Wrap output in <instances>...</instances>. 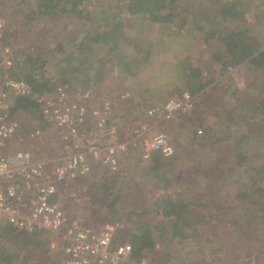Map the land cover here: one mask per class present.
<instances>
[{
	"label": "trees",
	"instance_id": "trees-1",
	"mask_svg": "<svg viewBox=\"0 0 264 264\" xmlns=\"http://www.w3.org/2000/svg\"><path fill=\"white\" fill-rule=\"evenodd\" d=\"M106 4L109 6L106 7ZM206 4H215L216 7L210 11L213 15L211 21L200 16L203 10L209 11ZM263 8L264 0H107L105 3L101 0H33L31 12L27 16L28 23L33 21V18L47 21L50 19L55 23L58 16L70 15L76 26L83 28L82 34L72 38L68 45L63 46L61 43L57 45L50 58L45 56L41 46L38 47L39 44H32L29 50L21 49L20 46L17 48L15 43L21 33L14 24L9 23L11 26L7 24L8 28L2 42L13 46L18 58L12 76L24 80L33 95L49 94L56 86L67 84L69 79L75 81L73 84L75 87L77 82L83 85L81 90L77 91L96 90L102 75L116 76L110 65L106 72V61L112 65L123 64L125 67L120 68V72L125 71L128 75L132 64L129 60L141 64L147 59L140 58L141 49L139 50L137 45L134 46L135 57H128L126 52L119 50V44L122 46V43L118 32L124 26L129 27L124 25L122 14L128 13L131 17H140L141 20L154 23L156 32L158 28L162 30L161 33L169 30L171 35L164 40L169 46H175L174 44L178 42L179 49L187 51L186 48H194L192 41L199 40L205 48L211 49L210 57L206 61L204 58L196 59L192 53L184 60L174 58L182 78L180 86L174 88L176 95L173 97L188 92L192 98L202 99L204 102L206 96H209L210 89L216 82L219 83V77L231 69L241 67L253 69L257 73L264 71V43L261 42L264 40L261 26H264V17L260 16ZM249 16L257 18L259 28L246 26ZM180 40L182 43L190 41L182 48ZM116 52L119 54L116 55ZM62 54L63 58L60 57ZM53 60L55 65L52 64ZM193 60L196 64L191 62ZM49 64L53 65L54 77L48 76ZM91 70H94L96 75L89 74ZM81 72H86L87 75L84 73L86 76L80 82L78 73ZM215 74L217 78L214 77ZM226 94L236 96L238 93L229 90ZM246 95L253 98L245 102L241 123L235 122L232 114L227 113L219 128L220 133H225L229 150L234 152L231 162L241 168L234 166L241 194L232 200L225 213L221 214L229 216L230 211L234 212L232 214L234 220L231 226L229 225L233 229L232 235L221 240H217L215 236L204 235L205 230L209 232L212 227L208 215L212 210L207 209L203 202L194 204L169 196L156 198L152 196L148 199L143 190L138 189V197L130 203L127 213L123 214L125 212L121 210V204L125 203L126 197L121 193L122 185L115 184V180L107 183L92 181L83 190L84 196L89 200L92 223L94 227L104 224L116 226L113 247L128 243L132 248L133 262L144 259L147 253H156L155 250L161 246L163 249L161 256L164 255L170 260L174 257L178 260L177 264H221L219 262V259L222 260L221 254L234 257L236 264H240L239 259H242V264H264V249L259 251L256 263L254 260L245 263L248 257L237 256L240 251L236 252L235 248L232 252L233 246L237 247L238 243L250 245L251 249H256L257 243L264 246V89L256 94ZM38 111L37 105L31 100L20 99L15 102L11 117L16 120L17 116H30L37 128L44 129L46 124ZM218 111L217 109V118L226 112L225 108L219 113ZM113 122L117 124L116 117ZM120 122L123 124L122 118ZM199 127H205L203 120H200ZM206 131L209 133L211 129L207 127ZM192 136V139L204 140L196 131H193ZM213 136H216V132ZM15 139L17 137L13 138ZM248 150H259L261 159H250L247 155L250 152ZM205 154L208 155L207 152L203 155ZM177 155L169 161L154 156L148 162L146 172L155 175V178L158 177L168 171L170 161L179 163L181 159H178ZM66 189L68 188L60 187L62 191ZM122 214L139 222H136L133 229L123 230L118 223L122 219L120 218ZM153 215L163 221V233L160 236L154 235L150 228V219ZM40 235L38 233L25 235L10 227H1L0 264H12L13 260L18 258V254L27 253V246L31 247V252L40 249L43 246ZM220 241L225 245V248L219 249L221 252L215 245ZM181 251L191 252L193 262H181V257L185 255L184 253L180 255Z\"/></svg>",
	"mask_w": 264,
	"mask_h": 264
},
{
	"label": "built area",
	"instance_id": "built-area-1",
	"mask_svg": "<svg viewBox=\"0 0 264 264\" xmlns=\"http://www.w3.org/2000/svg\"><path fill=\"white\" fill-rule=\"evenodd\" d=\"M6 30L0 16V227L25 235L47 234L49 251L63 257L53 264L132 262L128 243L112 245L116 226L104 224L94 229L65 215L56 201L60 186L86 178L94 165L110 176L119 175L132 152L138 153L141 163L154 156L172 158L175 149L169 138L161 132L149 138L148 132L154 124L190 113L194 98L182 92L163 105L142 110L126 127L127 138L121 140L110 102L96 90L72 92L58 85L49 94L33 95L24 80L12 76L18 58L13 46L2 42ZM20 99L35 103L38 114L55 133L59 147L51 159H35L32 149L10 148L15 137L35 142L43 135L41 129L24 134L21 123L12 119V109ZM118 99L126 102L128 95ZM134 264L148 263L141 259Z\"/></svg>",
	"mask_w": 264,
	"mask_h": 264
},
{
	"label": "rangeland",
	"instance_id": "rangeland-1",
	"mask_svg": "<svg viewBox=\"0 0 264 264\" xmlns=\"http://www.w3.org/2000/svg\"><path fill=\"white\" fill-rule=\"evenodd\" d=\"M103 3H105V1L107 2V0H101ZM124 1V0H123ZM209 7V11L208 10H203L200 14V16H203L205 18H207L208 20H213V15H212V11L213 9H215V4H206ZM33 6V0H0V16H2L6 22V25L8 24L9 26H11L9 23H11L12 25H16L18 26L19 30H20V37L17 38V43L16 47L18 48L19 46L21 47V49L24 50H29L32 47V44H39L38 47L41 46V48L43 49L42 51L45 53V56L50 58L53 54H54V49L57 45H59L60 43L65 46L68 45L69 43L72 42V38H77L79 35H81V31L83 28H79L76 26L75 21H73L72 16L70 15H60L58 16V18L56 19L55 23H53L52 21H47V20H38L37 18H33V21L28 23V19L27 16L29 15V13L31 12V8ZM109 4H106V7H108ZM21 11V13L18 14V12ZM18 14V15H17ZM113 14H117L116 12H113ZM130 16V14H122V16ZM132 15V14H131ZM260 16L264 17V8L262 9ZM32 17V16H30ZM248 21L246 23L247 27H254V28H259L257 21V18L253 17V16H249ZM134 20V19H132ZM213 22V21H212ZM210 22V23H212ZM126 24L129 25L128 21H125ZM148 26H150L151 28V32H154L153 29L156 28V25L154 23H149ZM200 26V25H199ZM263 28V32H264V26L261 25ZM8 28V26H7ZM261 32V31H260ZM260 36V35H259ZM262 43H264V40L261 41ZM123 43L124 44H129L130 40L127 39H123ZM124 46V45H123ZM44 47V48H43ZM164 47L162 46V49ZM38 50V49H37ZM68 50V47L66 49V51ZM94 51L93 49H89V51ZM120 50V49H119ZM203 50H206L210 53L211 49L208 48H203ZM41 53L42 51L39 50ZM121 52H126V48L121 47ZM69 52V51H68ZM212 52V51H211ZM119 52H116V55H118ZM64 54H62L60 57L63 58ZM57 58V56H55ZM210 57V56H209ZM200 59H202L200 57ZM206 61V59H205ZM193 64H196L195 60L191 61ZM207 63V62H206ZM52 64L55 65V60L52 61ZM49 64L47 66V73L49 77H54L55 73L53 71V65ZM109 65L111 66V70L113 72H115L116 75H119L120 73V68L123 67V64H119V65H112L111 63H108L106 61L105 66H107V68L109 67ZM149 68V67H148ZM133 70H137L138 67L136 68V65L132 68ZM219 69V68H216ZM210 72H212L211 70H209ZM84 73L86 74V72H81L78 73V78L82 79L81 75H84ZM94 73L95 75V71L91 70L92 74ZM150 74V75H148ZM152 74L149 73L148 71H143V77L139 78V81H143L145 82V80L147 78H150ZM62 77V76H61ZM215 78H217V75L215 74L214 76ZM118 77H116L117 79ZM120 78V77H119ZM138 81V82H139ZM141 81V87L143 86V82ZM74 80L73 79H69L67 80V84H65L67 86V88L72 91L75 92L77 90H81L80 88L83 87V85L79 84L77 82V86L75 87L74 84ZM138 82L134 83V87L138 86ZM218 84L217 82L214 84V87H212L209 91V96H206L205 101L203 102L202 99H194L193 100V110L188 113L187 115H181L178 116L177 118H175V120L173 119L170 121H164V122H159L158 124H156L155 128L156 130L154 132H161L163 134H165L168 138L169 141L174 142L175 144L179 143L181 144V151L178 153L179 155H177L178 159H181L180 161H183L186 157L185 160H193L194 162L196 161H200L202 162V160H204L206 163H210V156H221L223 151H226V157L229 154V150L227 151L225 149V144L223 143H219L217 142L216 146L218 148V150L216 151L214 147H212L210 145V147H208L209 143H213V141H215L217 139L218 140H225V133H220L219 131L216 132V136H213L214 131L212 130L209 133H207L206 129L207 127L205 126L204 128H200L199 127V122L200 120L206 121L207 119L212 120L213 119V109L215 108L216 104H218V102H220L221 98L222 100H224L225 102V110L227 113H231L232 117L234 118L235 122H240V118L242 117V115H244V109H245V102H247L248 100H251L253 97L252 96H247L246 93L248 94H256L258 92L263 91L264 88V71L257 73L255 71H253V69H248V68H233L231 69L228 73H226L225 75H223L222 77H219L218 79ZM117 83V81L114 82V84ZM120 86V85H119ZM120 87H116V90H120ZM140 89V87H139ZM104 89L98 88V92H101ZM141 90V89H140ZM231 91L232 92H237L238 94L236 96H232L229 94H226L227 91ZM238 90V91H237ZM141 99L144 96V94L142 95H138ZM170 99V98H169ZM143 100H146L145 98H143ZM148 101V99H147ZM225 112V115H226ZM224 115V116H225ZM116 118H124V114L118 116L116 114L115 116ZM34 118V117H33ZM133 117L131 115L128 114L127 116V123L128 125L130 124V121H132ZM16 120L18 122L21 123V125L23 126V124H32L33 127L35 129H40L37 128L36 125H34V121L30 122V116H26V115H21L20 117H16ZM214 121V120H213ZM216 121V120H215ZM47 126L42 129L41 131H45L47 130V133L44 132V134L40 137V140H36L35 142H28L26 140H22L23 143L26 146H31L34 148V151L40 153L41 155L45 154L46 152V156L48 157H54L55 154L57 153L58 150V143H57V139L55 134L53 133V131L51 130V128L49 127L48 124H46ZM211 127L212 125L209 124ZM237 126V125H236ZM32 126H30V131L32 129H34ZM34 129V130H35ZM189 129V131H187ZM193 131H196L198 136H203V141L201 140H195L192 139V133ZM200 131V133H198ZM213 132V133H212ZM224 132V131H223ZM184 135L187 136V138L189 140H191V143L187 144L184 141ZM209 135V138H207V136ZM197 141V142H195ZM205 141H207L205 143ZM222 141V142H224ZM50 142V143H49ZM171 143V142H170ZM173 145V144H172ZM174 146V145H173ZM28 148V147H26ZM36 148V149H35ZM246 148V146H245ZM175 149V146H174ZM189 153H186V152ZM221 151V152H220ZM250 152L247 153V155L250 157V159L253 160V158H256L258 160L261 159L262 156L261 152L259 150H248ZM205 152L208 153V155H203ZM247 152V150H246ZM217 153V154H216ZM232 154L234 155V152H232ZM45 155H43V157H45ZM203 155V156H202ZM204 158V159H203ZM225 160V158L223 159ZM222 160V161H223ZM133 164H130V163ZM126 167H125V171L122 172L119 175L116 176H110L108 174H106L100 167H98L97 165H94L93 167V173H91L90 175H88L86 178L78 180L76 182H74L73 184L67 186L68 189L66 190H60L59 189V194L57 195V199L59 201H61L62 203L65 204L64 209H66L68 211V213H66L64 210L65 215L69 218L70 215H76L79 216V221L83 224L86 225L88 227H93L94 229L100 228L98 225L96 227L93 226L92 223V212L90 210V204H89V200L88 197H85L84 195V187L87 186L88 183L95 181L97 183H107L110 182L111 180H115V184H121L122 185V190L121 193H123V195L126 197V201L125 203L121 204V210H123V214L127 213V209L129 208L130 203H132V201H134L135 198L138 197V189L143 190L142 192L145 194V196L150 199V197H161L164 196L163 194L166 192V187L162 186L160 184V181H164L166 182V180L170 179L171 177H173V174L170 172V170L168 169L167 174L162 173L160 174V180L155 178V175H150L148 172H146V166L148 163H141L140 160L138 159V153L137 152H132L131 155V160H126ZM176 166H180L176 165ZM219 169V170H218ZM216 169V171L218 170V172L222 173L220 174V176H218V180L219 182L223 183V187H232L233 185L231 184H225V182L223 181V177L225 175H229L230 172H233V177H232V182H237V178H236V170H231L230 167H222V168H218ZM230 171V172H229ZM170 172V173H169ZM183 172V170H182ZM156 174V173H155ZM178 175V176H177ZM176 177L179 178V182H178V187L179 189L183 190L187 188V183H189L188 181V177L189 176H185L184 172L180 173L179 170V174H177ZM175 176L172 178V181L174 180ZM188 178V179H187ZM176 185V186H177ZM135 191V192H134ZM136 193V194H134ZM236 196H232L226 204L221 205V209H211L212 213L208 214L209 215V222L213 223L211 226V228L209 229V232H207L205 230L204 235L208 236V237H212L215 236L217 240H221L224 237H229L232 235V230L230 228L231 223L233 222V217L229 212V216H222L225 211L226 208L230 205V202L232 200H234ZM56 199V201H57ZM209 209V208H207ZM218 215H217V214ZM122 214V217L120 216V218H122L121 220L118 221V223L121 224V226L123 227V230H130L133 229L136 225V220H131V218H127L126 216H124ZM222 214V215H221ZM212 215V216H211ZM74 218V217H71ZM70 218V219H71ZM77 219V217H76ZM138 219V218H137ZM221 219H223V224H228V226H226V229H223V226L219 225L221 224ZM88 224V225H87ZM230 225V226H229ZM1 226H4L3 223L1 224ZM133 226V227H131ZM163 221L160 217H156V216H152L150 219V228L153 230L152 232H154V235L156 236H160V234L163 233ZM1 228V227H0ZM261 233V232H260ZM41 240L43 242V246L36 250L31 252L30 248L28 247V251L27 253H20L18 254V258H15L12 262V264H53V260L56 257L52 256V253L49 251V237L47 234L41 233L40 235ZM224 243H222V241L219 242V244H215L217 246V249H222V247L225 248V245H223ZM259 249H258V248ZM216 248V247H215ZM234 248L240 251L239 254H236L237 256L243 257V258H247L245 259V263L254 260V262L256 263L257 258L259 256V251L264 249L263 244H256V249H251L250 245H242V243H238V246L234 247L232 249V252H234ZM20 249V248H19ZM162 247L159 246L155 252L157 254H159L160 256L158 257V255L156 253H147V255L144 257L145 261L148 264H177L178 260L174 259V257L172 258V260L168 259L166 256H161L160 253H162ZM215 251V250H214ZM225 251V249H224ZM223 251V252H224ZM219 252H221V250H219ZM222 252V253H223ZM184 253L185 255L181 257V262H193L191 259V252L185 251L180 253V255ZM213 253V252H211ZM33 254V255H31ZM26 255V256H25ZM179 255V257H180ZM222 257V260L219 262L221 264H236L234 261V257L229 256V254H221L220 255ZM229 258V259H228ZM242 259H239L238 262H240V264H242L243 261H241ZM135 262H130L128 264H134ZM195 262V261H194ZM253 262V261H252ZM251 262V263H252ZM122 264H127V263H122ZM181 264V263H180ZM201 264V263H200Z\"/></svg>",
	"mask_w": 264,
	"mask_h": 264
},
{
	"label": "crops",
	"instance_id": "crops-1",
	"mask_svg": "<svg viewBox=\"0 0 264 264\" xmlns=\"http://www.w3.org/2000/svg\"><path fill=\"white\" fill-rule=\"evenodd\" d=\"M139 18L140 17H136V16H132V17L124 16V18H122V20L124 21V25H127L129 27L124 26L118 32L120 41L122 43V46L121 44H119V49L121 50V47H124L126 48V53L128 57L130 56L135 57L136 51L134 49V46L137 45V47H139V50L141 49L139 51L140 58L146 57L147 59H145V61H142L141 64H135V62H133V60L130 58L131 60H129V63H132L129 69L130 74L127 75L126 72L123 70L124 71L123 73L119 72L120 73L119 76L118 75L115 76L112 74L102 75L103 77L101 81L97 84L98 86L96 88V93H98V95L101 98L105 100H109L113 121H114V117L116 116V114L118 116H120L121 114L122 115L124 114V118L122 119L123 124H121L120 118H117V122H116L118 124L117 126L120 131L121 140L126 139L128 136V132L126 129V127L128 126V123H127L128 114L133 117L132 121H130V123H132L139 115L142 114V110H146L151 107L163 105L169 98H172L174 95H176L175 93L176 91H174V88H177L178 86H180V83H181L180 80L182 78V75H181L180 68L177 65L174 58L179 59V60H182V59L184 60L186 56H189L192 53L196 56L195 57L196 59H199L201 57L207 60L211 54V51L209 53L208 51L203 50V48L205 49V47L201 42H199V40L192 41L194 44V48L193 47L186 48L187 51H183L182 49H179V45L177 44L178 42L174 44L175 46H169L165 42L166 39H168L167 36L171 35L169 30L164 33H161L162 30H159L158 28L156 29L157 32L155 31V29H153L154 32H151L150 31L151 28L147 25L149 24V21H146L143 19L141 20ZM125 21H128L129 25L126 24ZM137 22H138V25H137ZM123 39L130 40V43L124 44ZM188 42L182 43L181 41V44L183 46L182 48H184L188 44ZM162 46L164 47L163 49H162ZM135 65H136V68L138 67L137 70L132 69ZM124 67L125 66H123V68ZM107 69L108 68H106V72H107ZM145 70L151 73L152 75L150 76V78H147L145 82L141 80L143 82L142 84L143 86L141 87V84H140L141 81H139V78L143 77V71ZM86 75L85 74L81 75L82 79H79V81L80 82L83 81ZM95 75H96V72H95ZM116 77L118 78L116 79ZM115 81H117V83L114 84ZM137 82H138V86L134 87L135 86L134 83H137ZM116 87L117 88L120 87L119 88L120 90H116ZM139 87L141 90L139 89ZM98 88H101L104 90H102L101 92H98ZM124 94L128 95L127 101L126 102L119 101L118 98ZM141 94L142 95L144 94L145 97L143 98H145L146 100H143V98L141 99L138 96ZM225 107H226L225 102L221 98L220 102H218V104H216L215 108L213 109V114H212L214 116L213 119L212 120L207 119L206 121H204L205 126L209 127L211 131L212 130H215L214 132L219 131V128L221 127L222 119L224 118L225 113L222 115V117L217 118L216 112H217V109L219 110L218 113L221 112V110ZM30 122H31V118H30ZM209 124H211L212 127ZM30 126L33 127V125L30 123H28L27 125L23 124L21 129L24 134L26 132H30V129H31ZM155 126L156 124H154L153 128L151 127V129L149 130L148 132L149 138L159 133V132H154L156 130ZM44 132L47 133V130L43 131V134ZM184 141L186 145L191 143V140H189L186 135H184ZM222 141L224 140H220V141L215 140L213 141L212 144L209 143L208 147H210L211 145L217 151L218 148L216 146H218L217 142H219V143L225 144V149L228 151L229 150L228 142L227 141L222 142ZM31 142H34V141H31ZM170 142L171 144L175 146V155H174L175 157L181 151L180 150L181 144L176 143L177 144L176 145L174 142L172 141ZM9 146L10 148H16V149L34 150L31 144L30 146L29 145L26 146L23 143V141L20 140V136H18L17 139L15 140L12 139ZM33 152H34L35 159L37 158L38 159H42V158L51 159L52 158V157L46 156L45 155L46 152L45 154H43L45 155V157H43V155H41L40 153L36 151H33ZM228 152L229 154L227 157H226L227 155L226 151L221 152L222 153L221 156H213V155L210 156V158L212 159L210 163H206L204 160H202V162L200 161L194 162L193 160H190V159L185 160L187 155L183 161H179V163L177 164L172 163V161H170L171 166L168 169L173 174V177L175 176V178L173 181H172L173 177L166 180V182L160 181V184L166 187L165 189L166 192L164 193V196H169L173 198L177 197L178 199L193 202L194 204L203 202V204H205V206H207V208L209 209H221L222 207L221 205L226 204L227 201L232 196H236V195L240 196L241 191L239 189L238 183L231 181L233 177V172L229 171L230 174L228 176L225 175L223 177V181L225 182V184L231 183L233 185L230 188L228 186L223 187L224 184L219 182L217 178L218 176H220V174H222L218 172L219 170L218 168H222L226 166V167H230L231 170L233 171L235 170L234 166H236L237 164L234 165V163L231 162L232 158H234L232 154L233 151L229 150ZM186 153H189V152L187 151ZM173 158L165 159V160L169 161ZM224 158L225 160H223ZM130 164H133V163L131 162ZM179 164H181V167L176 166ZM237 168L241 169L240 166L238 165H237ZM216 169L218 170L216 171ZM179 170H180V173L184 172V175L186 177L189 176L188 177L189 179L187 178L189 181V183H187L188 186L186 189H183V190L179 189L177 185L179 182V178H177L176 175L179 174ZM149 174L153 175L151 173ZM165 174H167V172ZM156 179L160 180V175L156 177ZM57 203L66 213H68V211L64 209L65 207L64 203H62L58 199H57ZM233 213H234L233 211H230L231 215ZM71 217H74V218H71ZM76 217L77 219L79 218V216L70 215L69 219L70 218L76 219ZM223 222H224L223 219H221V224L219 225L223 226V229L225 230L228 224H223ZM52 256L56 257L54 259V263L59 262L60 260H63L62 255L59 253L52 255Z\"/></svg>",
	"mask_w": 264,
	"mask_h": 264
}]
</instances>
